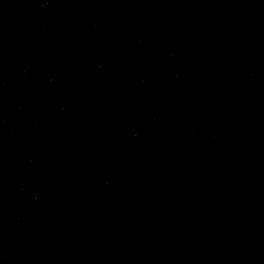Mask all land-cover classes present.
<instances>
[{"label":"water","instance_id":"95a60500","mask_svg":"<svg viewBox=\"0 0 264 264\" xmlns=\"http://www.w3.org/2000/svg\"><path fill=\"white\" fill-rule=\"evenodd\" d=\"M0 264H264V0H0Z\"/></svg>","mask_w":264,"mask_h":264}]
</instances>
